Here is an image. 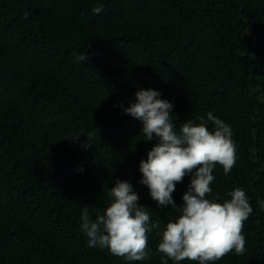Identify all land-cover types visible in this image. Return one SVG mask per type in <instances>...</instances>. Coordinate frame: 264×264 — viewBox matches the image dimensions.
Here are the masks:
<instances>
[{"label": "trees", "instance_id": "1", "mask_svg": "<svg viewBox=\"0 0 264 264\" xmlns=\"http://www.w3.org/2000/svg\"><path fill=\"white\" fill-rule=\"evenodd\" d=\"M137 86L173 102L177 129L209 110L231 126L235 162L228 174L216 163L205 195L239 187L253 211L244 252L209 264H264V0H0V264H161L159 232L177 213L138 182L157 138L118 103ZM115 178L156 222L147 259L86 245L80 211L102 212ZM188 180L175 182L177 206Z\"/></svg>", "mask_w": 264, "mask_h": 264}, {"label": "clouds", "instance_id": "2", "mask_svg": "<svg viewBox=\"0 0 264 264\" xmlns=\"http://www.w3.org/2000/svg\"><path fill=\"white\" fill-rule=\"evenodd\" d=\"M102 8L103 4L97 3L91 10L100 13ZM85 58L84 51L74 52V60L81 62ZM133 95L127 106L118 102L122 112L141 121L139 132L144 134V140L157 138L146 157L138 162V182L147 187L157 206L169 205L177 213L159 232L156 250L162 253L161 264L185 258L209 264L229 251L244 252L241 229L253 211L248 195L239 187L230 189L229 198L222 202L205 195L212 191L210 182L216 163L228 174L235 162L231 126L209 110L199 117L200 123L187 119L177 129L170 116L174 104L158 89L137 86ZM209 121L211 129L207 127ZM79 136V132L69 135L73 140ZM88 144L84 140L81 147ZM185 175L189 180L177 206L171 193L175 182ZM132 188L128 179L115 178L107 188L109 203L102 212L93 218L87 207L81 209L79 227L87 237V246L107 248L125 260L148 258V233L156 222L150 223L147 206L137 203L139 197ZM257 203L264 208V198L258 197Z\"/></svg>", "mask_w": 264, "mask_h": 264}]
</instances>
